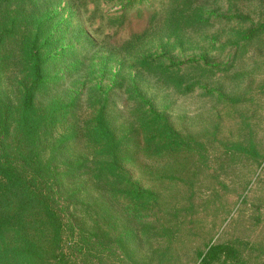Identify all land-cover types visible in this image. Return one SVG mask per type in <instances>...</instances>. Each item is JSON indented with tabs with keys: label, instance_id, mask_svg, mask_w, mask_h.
Wrapping results in <instances>:
<instances>
[{
	"label": "rangeland",
	"instance_id": "obj_1",
	"mask_svg": "<svg viewBox=\"0 0 264 264\" xmlns=\"http://www.w3.org/2000/svg\"><path fill=\"white\" fill-rule=\"evenodd\" d=\"M34 1L43 12L44 0ZM168 3L94 0L81 5L76 0H52V41L42 49L48 58L46 73L50 74L42 85L41 104L46 109L55 100L62 107L75 105L78 109L76 117L63 118L60 133L69 130V134L71 129H76L78 135L87 132L95 125L94 119L108 98L112 115L124 105L133 106L115 83H120L123 76L126 81L137 78L135 55L139 53L164 52L165 62L178 63L174 69L190 78L187 83L197 81L194 91L184 94L157 83L151 75L141 74L137 79V97L149 98L157 111H166L182 138L200 141L197 149L184 147L178 153L173 149L172 153H155L144 145L133 150L125 170L136 189L145 187L153 192L155 210L151 209L148 193H144L141 203L135 205L130 201V205L126 197L121 193L114 195L106 185L98 188L91 181H74L68 187L79 191L78 197L82 199H86L87 189L97 187L90 195L112 212L107 217L112 224L103 220L98 223L90 209L77 203L65 216L67 232L73 233L75 246L88 250L86 236L100 235L95 230L107 235L115 226L120 230L130 227L132 232L127 234L131 243L126 245L134 259L143 255L146 259L155 246L156 252L165 249L167 253H181L187 264L199 263L198 252L205 251L210 244L231 242L241 250L240 258H226L217 264H264V30L250 35L263 25L264 3L200 0L214 27L192 34L197 48H163L168 38L159 30L149 33L132 53L114 47V19L126 11H164ZM8 54L9 50L1 46L0 59ZM4 71L5 64L0 77ZM1 85L6 87L3 82ZM12 90L16 119L23 95L14 85ZM18 128L15 130L14 125L13 131ZM67 137L61 139L67 142L65 159L70 158L69 162L93 155L84 140L68 142ZM165 140L168 144L174 141H158ZM72 154L76 158H71ZM66 195L61 201L68 206ZM155 220L165 225H154L158 238L153 244L151 240L146 243L141 235L138 237L139 229ZM83 256L81 253L82 261ZM115 262L126 263L120 254Z\"/></svg>",
	"mask_w": 264,
	"mask_h": 264
},
{
	"label": "trees",
	"instance_id": "obj_2",
	"mask_svg": "<svg viewBox=\"0 0 264 264\" xmlns=\"http://www.w3.org/2000/svg\"><path fill=\"white\" fill-rule=\"evenodd\" d=\"M76 1L87 5L94 0ZM168 2L164 11H126L114 19L117 23L112 34L114 47L132 53L139 49L149 33L159 30L168 38L163 48H197V43L191 39L192 34L214 27V21L206 16L204 5L200 0ZM51 4L52 0H44V11L39 14L41 8L34 0H0V49L2 46L10 53L0 59V73L5 64L4 76L0 77V264H116L119 254L125 258V264H187L181 253H167L165 249L156 252L155 246L154 252L146 259L144 255L134 259L126 245L131 243L127 234L132 232L130 227L120 230L115 226L107 235L95 230L100 235L86 236L88 250L87 247L78 248L73 233L67 232L65 216L78 203L90 209L98 223L103 220L112 224L107 219L112 212L109 213L101 201L90 195L101 187L99 185L110 187L114 195L121 193L130 205V201L135 205L141 203L144 193H148L152 198L151 209L155 210L153 192L145 187L136 189L131 175L125 170L133 150L135 152L144 145L155 153H172V149L178 153L184 147L197 149L200 141L182 138L166 111H157L149 98L146 100L150 106L146 100L137 97V79L141 74L151 75L157 83L184 94L193 92L197 81L187 83L190 78L180 69H174L178 63L167 64L164 52L139 53L135 55L137 78L126 81L123 76L120 83H115L127 94V100H131L133 106L124 105L112 115L108 98L94 119L95 125L87 132L78 135L76 129H71L69 134H66L69 130L60 133L63 118L67 115L76 117L78 109L75 105L62 107L55 100L46 109L41 104L42 85L48 73L45 68L48 58L42 49L52 41L49 33L54 18ZM262 24L250 35L261 33L264 22ZM2 82L6 87L1 85ZM53 83L58 86L57 81ZM12 85L23 95L20 115L16 119L13 116ZM14 125L15 130L19 127L16 132L13 131ZM60 135H67L68 142L84 140L94 151L93 155L69 162L70 158L65 159L68 157L67 142L61 139L65 136ZM161 138L174 141L160 143ZM76 156L72 154L70 157L74 159ZM74 181H91L98 185L87 189L86 199H82L78 197L79 191L68 187ZM65 194L68 206L61 201ZM154 225L163 228L165 223L156 220L146 223L139 229L138 237L141 235L144 242L151 240L153 244L158 238ZM79 226L85 232L78 223ZM91 237L93 239L89 242ZM81 253L84 261L80 258ZM240 254L241 250L233 243L217 242L210 244L205 251H199L200 262L195 264L223 263L226 258L239 259Z\"/></svg>",
	"mask_w": 264,
	"mask_h": 264
}]
</instances>
